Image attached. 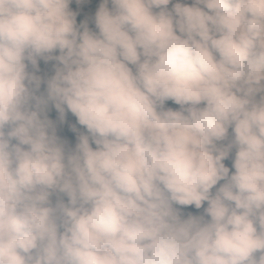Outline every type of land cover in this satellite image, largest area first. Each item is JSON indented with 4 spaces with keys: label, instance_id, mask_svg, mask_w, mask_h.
I'll return each instance as SVG.
<instances>
[{
    "label": "clouds",
    "instance_id": "obj_1",
    "mask_svg": "<svg viewBox=\"0 0 264 264\" xmlns=\"http://www.w3.org/2000/svg\"><path fill=\"white\" fill-rule=\"evenodd\" d=\"M70 2L0 0V264H264V0Z\"/></svg>",
    "mask_w": 264,
    "mask_h": 264
},
{
    "label": "trees",
    "instance_id": "obj_2",
    "mask_svg": "<svg viewBox=\"0 0 264 264\" xmlns=\"http://www.w3.org/2000/svg\"><path fill=\"white\" fill-rule=\"evenodd\" d=\"M184 3H191V0H186V2ZM99 4V0H82L81 4H76L75 0H71L70 4H69V8L76 13V21L77 23H79L81 20H86L88 22V26L91 28L92 23H91V17L93 16L96 7ZM169 8H171V0L169 5L167 6ZM52 61H49L47 63L43 62L42 60H38L37 64H38V68H37V74L41 75L42 77L44 75H50L51 74V65H52ZM39 91H43V84H41L40 90ZM166 106L168 107H173L176 108L178 107L175 104H172L171 101H166ZM47 115L49 116L50 119L52 120H56V111L55 109L49 105V110L47 112ZM69 124H75V118L70 114L67 113L66 114V120L64 122V124L60 125L58 124L57 126V134L60 135L62 138L66 139L70 144L74 142V133L70 131L68 125ZM79 127V126H77ZM224 163L229 166L230 170V159H226L224 161ZM187 212H192L193 214H197L199 212H202V208L197 210L192 208L191 206H188L186 208V210L184 211V213L186 214Z\"/></svg>",
    "mask_w": 264,
    "mask_h": 264
}]
</instances>
